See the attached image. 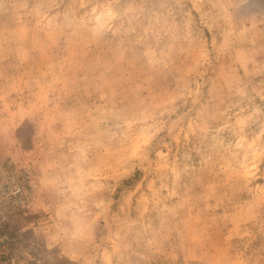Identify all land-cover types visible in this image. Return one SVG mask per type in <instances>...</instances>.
<instances>
[{
  "label": "rangeland",
  "instance_id": "obj_1",
  "mask_svg": "<svg viewBox=\"0 0 264 264\" xmlns=\"http://www.w3.org/2000/svg\"><path fill=\"white\" fill-rule=\"evenodd\" d=\"M0 264H264V0H0Z\"/></svg>",
  "mask_w": 264,
  "mask_h": 264
},
{
  "label": "built area",
  "instance_id": "obj_2",
  "mask_svg": "<svg viewBox=\"0 0 264 264\" xmlns=\"http://www.w3.org/2000/svg\"><path fill=\"white\" fill-rule=\"evenodd\" d=\"M21 185L15 176L0 174V242L4 241L1 236L4 226L26 200V193Z\"/></svg>",
  "mask_w": 264,
  "mask_h": 264
}]
</instances>
